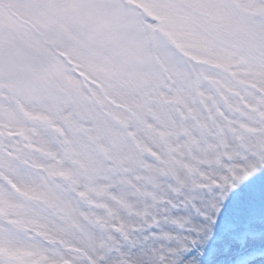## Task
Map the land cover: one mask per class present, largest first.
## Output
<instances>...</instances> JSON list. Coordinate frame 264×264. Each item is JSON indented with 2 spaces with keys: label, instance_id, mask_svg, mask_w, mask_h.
<instances>
[{
  "label": "snow or ice",
  "instance_id": "obj_1",
  "mask_svg": "<svg viewBox=\"0 0 264 264\" xmlns=\"http://www.w3.org/2000/svg\"><path fill=\"white\" fill-rule=\"evenodd\" d=\"M0 264H264V0H0Z\"/></svg>",
  "mask_w": 264,
  "mask_h": 264
}]
</instances>
